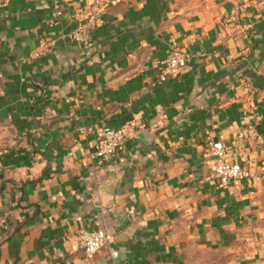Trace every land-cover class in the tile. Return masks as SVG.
Listing matches in <instances>:
<instances>
[{"label":"crops","instance_id":"crops-1","mask_svg":"<svg viewBox=\"0 0 264 264\" xmlns=\"http://www.w3.org/2000/svg\"><path fill=\"white\" fill-rule=\"evenodd\" d=\"M92 1L0 8V264H108L78 229L119 264H264V0H118L84 49L67 36ZM174 49L187 67L160 83ZM134 120L91 158L81 129ZM246 129L261 140L232 146ZM218 141L252 180H210Z\"/></svg>","mask_w":264,"mask_h":264},{"label":"built area","instance_id":"built-area-1","mask_svg":"<svg viewBox=\"0 0 264 264\" xmlns=\"http://www.w3.org/2000/svg\"><path fill=\"white\" fill-rule=\"evenodd\" d=\"M18 0H0V8L6 7L9 3ZM118 0H93L92 3L77 14L74 28L68 34L71 43L89 49L92 46L93 31L104 23V7L116 3ZM52 44L39 43L38 52H47ZM188 59L179 49L171 51L169 56L161 65L158 80L164 83L168 78H176L187 67ZM141 129L138 122L130 121L119 128L97 127L95 129H81L83 133H93L96 145L91 158L94 160H107L114 157L119 149L129 139L135 137L137 131ZM261 140L251 129L243 130L232 143V146L247 140ZM229 145L220 141L210 143L209 154L212 158V173L210 180L219 186H225L234 181H250L255 174L239 164L228 161L227 155L230 151ZM76 242L83 255L91 259L102 248L107 247L108 264H119V254L111 246L112 238L102 229L86 230L78 229L75 233Z\"/></svg>","mask_w":264,"mask_h":264}]
</instances>
